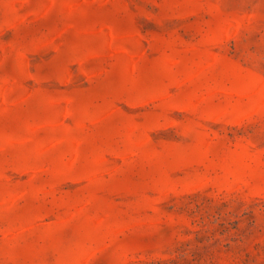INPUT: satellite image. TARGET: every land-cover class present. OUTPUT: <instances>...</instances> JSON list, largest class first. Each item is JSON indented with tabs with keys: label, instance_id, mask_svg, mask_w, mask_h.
I'll return each instance as SVG.
<instances>
[{
	"label": "rangeland",
	"instance_id": "374dc122",
	"mask_svg": "<svg viewBox=\"0 0 264 264\" xmlns=\"http://www.w3.org/2000/svg\"><path fill=\"white\" fill-rule=\"evenodd\" d=\"M0 264H264V0H0Z\"/></svg>",
	"mask_w": 264,
	"mask_h": 264
}]
</instances>
